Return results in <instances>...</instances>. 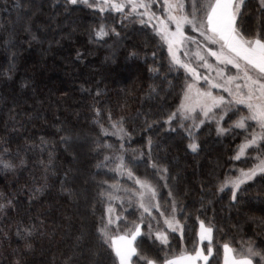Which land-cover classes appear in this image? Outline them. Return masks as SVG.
<instances>
[{"label": "trees", "instance_id": "16d2710c", "mask_svg": "<svg viewBox=\"0 0 264 264\" xmlns=\"http://www.w3.org/2000/svg\"><path fill=\"white\" fill-rule=\"evenodd\" d=\"M186 3L190 10L191 0ZM258 9L259 0H247L242 23L250 35L261 26ZM101 22L108 35L98 40L94 29ZM133 51L136 55L130 56ZM150 67L159 71L150 72ZM184 84L183 71L169 72L166 45L135 19L122 22L116 13L101 14L83 4L66 5L65 0H0V143L8 142L18 165L15 171H0V203L13 201L0 210V264H14L21 253L28 264H66L69 258L73 264H89L95 259L88 250L97 248L95 225L105 214V197L99 193L112 183H123L114 164L97 167L105 155L125 156L135 165L136 175L157 183L160 202L170 212L168 188L146 163L149 138L152 157L178 178L168 183L184 228L181 236L168 233L169 243L162 246L153 245L142 227L149 255L158 256L162 264L195 247L206 254L208 241L198 240L200 220L215 225L209 264L223 263L225 242L237 250L249 242L264 247V182L257 177L244 185L236 204L230 191L217 192L226 173L250 164L249 157L232 159L244 139L240 130L218 135L213 124H205L195 133L198 148L193 152L178 122H173L175 131L164 124V117L179 105ZM94 107L103 109L106 127L109 109L114 119L124 118L130 139L122 141L123 150L113 135L100 133L93 122ZM13 117L19 123L14 125ZM230 125L227 119L223 122L225 128ZM62 136L71 137L67 145ZM41 137L47 141L44 151ZM98 141L110 147H97ZM62 181L74 193L71 200L61 191ZM37 185L44 188L33 197ZM126 216L127 223L137 220L134 211ZM41 221L30 237L33 250L25 253L17 226ZM82 232L85 238L77 240ZM99 253L101 264H113L110 248H100Z\"/></svg>", "mask_w": 264, "mask_h": 264}, {"label": "snow or ice", "instance_id": "6c2138e0", "mask_svg": "<svg viewBox=\"0 0 264 264\" xmlns=\"http://www.w3.org/2000/svg\"><path fill=\"white\" fill-rule=\"evenodd\" d=\"M65 4L72 6L83 4L90 9L98 10L101 14L116 13L121 17L122 22L126 19H136L140 25L152 28L154 34L167 47L169 72L179 73L182 69L185 73L181 102L174 111L164 117V124L168 125L169 130L175 131L176 129L172 127L173 122L179 121V127L184 128L189 137L188 148L193 152L198 148L194 130L200 129L205 123H215L218 135H225L235 129L240 130L238 134L244 135L232 159L240 160L241 156L250 149L264 153V0H259L261 26L254 35H250L242 23L247 0H191L190 10L186 0H162V3L160 0H65ZM157 6L162 12L158 13ZM16 7H19V4ZM186 26H190L201 39L186 35ZM94 32L98 40L107 36L106 24L101 22ZM112 32L119 35L115 28H112ZM193 45H195L194 49ZM129 55L135 56L136 53L133 51ZM153 55L155 56V53ZM209 58H214L215 64L211 63ZM200 69L205 71L202 73ZM231 69H235V73H232ZM149 71L155 73L159 69L150 67ZM152 91L155 92L156 89L153 87ZM96 95H101L99 89ZM93 111L95 112L93 122L99 126L102 135H118L121 141L125 136L130 139L123 117L114 119L109 109L106 127L103 109L94 107ZM237 113L241 114L233 120ZM226 119L231 121L229 128L223 126L222 122ZM186 121H191V124H186ZM13 122L14 125L19 123L15 117ZM61 140L67 145L71 137L62 136ZM7 144V141L0 143V171H15L18 165L12 158ZM46 144L47 141L41 137L39 145L41 151L45 150ZM151 145L152 140L149 138L146 163L154 170V174L164 181L163 187L168 188L171 212L164 210L160 202L161 194L157 183L148 177L142 178L136 175L135 165H131L125 156L118 155L113 158L105 155L104 161L99 162L97 167L114 164V170L119 175L126 173L127 177L134 181L135 187L125 188L124 192L129 206L134 203L139 216L129 226L126 222L127 216L122 215L114 207L115 200H120V207H124L123 198L117 195L121 191L118 184L112 183L107 190H101L99 194L106 198V208L105 214L95 225L98 245L96 249L88 250L90 256L95 257L89 264H101L99 249L105 246L111 249L115 257L113 264H161L158 256L149 255V250L144 248L142 227L146 221L147 236L152 240L153 245L156 242L168 245V232L179 231L183 234L184 228L176 215L181 208L168 183L170 179L178 178L170 176L168 167L161 165L152 157ZM97 147H110V145L98 141ZM124 148L122 142L121 149ZM144 155L141 153V158ZM51 160L50 152L49 164ZM256 160L258 162L252 167L241 168L238 175L226 173L217 187V192L223 193L225 189H230L233 204L239 203L238 194L242 191V185L255 182L257 177L264 182V155L258 154ZM23 163L24 161L21 160L20 164ZM45 170H48V165H45ZM104 183L108 182L104 181ZM43 188L44 185L34 187L31 190L32 196L41 193ZM203 190L202 185L201 191ZM61 191L67 194L69 200L74 196L72 189L66 187L64 181L61 182ZM12 204L13 201L7 199L4 203H0V210ZM154 212L159 213V216L154 215ZM161 219L163 227L160 224ZM153 220L156 221L155 229L152 225ZM121 221H125L123 229ZM43 223L44 221H41L40 225L32 223L17 226L16 235L24 242L25 253L33 250L30 237ZM214 231L215 225L212 221L200 220L198 237L201 242L208 241L206 254L200 247H195L192 252L182 250L178 256L165 258L162 264H198L200 261L209 264V258L213 256L214 251ZM84 238L83 232L77 236V240ZM23 257L24 253L17 256L14 264H28ZM133 257L137 260L133 261ZM66 264H73L71 258ZM223 264H264V247L249 242L242 249L237 250L225 242Z\"/></svg>", "mask_w": 264, "mask_h": 264}, {"label": "rangeland", "instance_id": "374dc122", "mask_svg": "<svg viewBox=\"0 0 264 264\" xmlns=\"http://www.w3.org/2000/svg\"><path fill=\"white\" fill-rule=\"evenodd\" d=\"M160 2L162 3V0H160ZM157 11H158V13H159V12H162V9H160L159 6H157ZM135 20H136V19H135ZM136 21H137V20H136ZM137 22H138V21H137ZM185 28L188 29V30L192 33L191 36H195V37H197L198 40L201 39V38L199 37L198 33H195V32H193V31L191 30L190 26H186ZM213 47H215V46H213ZM194 48H195V45H193V49H194ZM209 60H210L211 63L215 64V60H214V58H209ZM181 71H183V70L181 69ZM200 71L203 73L205 70H204V69H200ZM231 72H232V73H235V69H231ZM184 74H185V73H184ZM223 94H224L225 96L227 95V93H223ZM182 95H183V92H182V94H181V98H182ZM181 98H180V102H181ZM180 102H179V104H180ZM245 111H246V110H245ZM240 114H241V113H237L236 116L238 117ZM176 122H178V124H179V121H176ZM185 123L188 124V125H190V124H191V121H186ZM222 123H223V122H222ZM250 123H251V122H250ZM205 124H213L214 127H215V129H216V124H215V123H205ZM205 124H204V125H205ZM204 125H201V127L204 126ZM201 127H200V128H201ZM182 130L186 133V131L184 130V128H182ZM198 130H199V129L194 130V132L196 133ZM236 130H238V129H236ZM249 131H251V130H249ZM257 131H258V129H257ZM186 134H187V133H186ZM111 135H113V134H111ZM113 136H114L118 141L122 142L118 135H113ZM187 136H188V135H187ZM125 138H126V136L123 138V141L125 140ZM237 149H238V148H237ZM237 149H236V151H237ZM258 154H262V155H264V153H257L256 150H251V149H250V150L248 151V153H246L244 156H241L240 160H234V161H242V160H244V159H246V158L249 157L250 164H249L248 167L244 168V169H247V168H249V167H252L254 163L258 162V161L256 160V157H257ZM115 157H116V156H115ZM113 158H114V157H113ZM113 168H115V165L113 166ZM240 169H241V168H239V169L236 170V172H235L236 175L239 174V170H240ZM113 170H114V169H113ZM114 172H115L117 178H118L120 181H123V183H120V182L118 183V185H119L120 188H121V191H119V192L117 193V195L123 198V203H124V207L121 208V207H120L121 201H120V200H115V201L113 202L114 207H116L117 211L120 212L122 215H127L130 211H134V212H136V214H137V218H138V216H139V212L136 210V206H135V204L133 203L131 206H129V204H128V199H127V195H126V193L124 192V189H125V188L132 189V188L135 187V185H134V181H133V180H130V179L127 177V174H126V173H125L124 175H119L115 170H114ZM248 183H249V182H248ZM243 186H244V185H242V187H243ZM225 190L230 191V189H225ZM230 192H231V191H230ZM104 200H105V208H106V198H104ZM170 212H171V209H170ZM154 215L159 216V213H155V212H154ZM126 222H127V221H126ZM124 223H125V221H121V228H122V229H123ZM160 224H161V227H163V221H162V219H161ZM128 225H131V223L128 222ZM152 225H153V228L155 229V227H156V221H155V220L152 221ZM144 226H145L146 231H147V221L145 222V225H144ZM144 226H143V227H144ZM168 233H173V232H168ZM174 234H177L178 236H181V235H182L181 232H179V231L174 232ZM198 240H199V239H198ZM157 243L160 244L159 242H157ZM160 245H161V244H160ZM162 246H163V245H162ZM164 246H165V245H164Z\"/></svg>", "mask_w": 264, "mask_h": 264}, {"label": "crops", "instance_id": "0c3cea01", "mask_svg": "<svg viewBox=\"0 0 264 264\" xmlns=\"http://www.w3.org/2000/svg\"><path fill=\"white\" fill-rule=\"evenodd\" d=\"M198 264H204V262L203 261H200V262H198ZM223 264V263H222Z\"/></svg>", "mask_w": 264, "mask_h": 264}]
</instances>
